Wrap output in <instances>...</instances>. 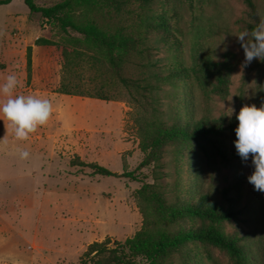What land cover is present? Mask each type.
<instances>
[{
  "label": "rangeland",
  "instance_id": "374dc122",
  "mask_svg": "<svg viewBox=\"0 0 264 264\" xmlns=\"http://www.w3.org/2000/svg\"><path fill=\"white\" fill-rule=\"evenodd\" d=\"M62 1L33 0L38 7ZM252 1L257 12L264 11V0ZM131 3L132 9L140 11L138 2ZM147 14L157 23L163 16L168 26V31L152 34L156 65L163 69L177 62L191 66L201 53L231 65L224 96H204L196 89L179 116L222 119L219 145L229 160L220 163L203 157L201 190L215 187V198L223 203V189L226 197H237L233 186L240 177L237 209L241 214L213 226L226 236L242 238L248 264H264V193L254 190L247 180L254 170L251 157L242 162L234 146L240 108L245 104L259 107L264 102V61L245 65L243 49L234 35L244 30L242 22L248 20L243 0H154ZM20 28L38 38L57 41L61 36L56 26L52 28L40 15L30 14L23 0H11L0 5V63L7 36L19 33ZM163 32L169 33L163 37ZM165 37L172 40L165 41ZM43 47L46 52L39 55V64L50 63L52 82H59L49 89L56 91L62 76L61 54L56 48ZM96 74L91 66H85L68 80H80L83 90L91 91ZM170 90L169 85H162V92ZM118 96L122 99L46 97L52 101L54 112L49 122L24 142L29 158L20 159L18 152L11 157L20 179L0 185V264H80L89 244L108 239L112 247L141 229L142 216L134 198L141 183L94 175L84 166L97 164L116 174L133 172L143 183L153 181L150 168H138L144 158L138 123L144 111L126 92ZM162 102L166 108V100ZM231 109L235 111L229 116ZM37 135L42 138L40 143L35 140ZM199 224L185 219L179 227ZM187 252L196 254L199 264H234L225 251L200 243L187 244L166 264H181ZM208 255L211 260L206 259Z\"/></svg>",
  "mask_w": 264,
  "mask_h": 264
},
{
  "label": "trees",
  "instance_id": "16d2710c",
  "mask_svg": "<svg viewBox=\"0 0 264 264\" xmlns=\"http://www.w3.org/2000/svg\"><path fill=\"white\" fill-rule=\"evenodd\" d=\"M10 1L0 0V5ZM23 1L30 14L40 15L49 26H56L61 35L57 41L43 36L35 40L36 46L56 48L61 54L62 76L55 92L111 101L122 99L118 93L126 92L144 111L138 121L144 158L138 168H150L151 183H143L133 172L116 174L97 164H84L94 175L141 183L134 198L142 227L131 238L112 247L108 239L89 244L80 264H166L189 243L220 249L234 264H248L242 238L226 236L213 226L241 214L237 209L240 177L233 186L237 197H226L223 189V203L215 198V187L201 190L203 157L220 163L229 160L219 145L222 119L179 116L196 89L204 96H224L231 65L227 61H213L208 53L196 56L191 66L177 62L163 69L156 65V48L150 44L152 34L168 26L163 16L157 23L147 14L154 0H135L140 11L131 8V0H63L51 7H38L33 0ZM243 3L248 16L242 22L244 30H251L258 22V12L252 0ZM168 33L163 32V37ZM85 66L97 73L91 91L83 90L80 80H68V76ZM30 67L28 48V77ZM163 84L171 90L162 92ZM162 99L167 102L166 108ZM230 130L233 133L232 127ZM185 219L200 224L181 229L179 223ZM206 259L211 260L209 255ZM181 264H199V260L196 254L187 252Z\"/></svg>",
  "mask_w": 264,
  "mask_h": 264
},
{
  "label": "clouds",
  "instance_id": "9594fccd",
  "mask_svg": "<svg viewBox=\"0 0 264 264\" xmlns=\"http://www.w3.org/2000/svg\"><path fill=\"white\" fill-rule=\"evenodd\" d=\"M257 15L258 22L251 30L234 34L243 49L245 65L253 60L264 61V11ZM0 79V121L4 122L6 133H11L17 141H27L32 133L49 122L54 112L53 103L43 96L17 94L20 80L15 73ZM234 111L231 109L229 116ZM236 120L234 146L237 155L242 162L251 157L254 170L247 180L254 190L264 193V102L259 107L243 105L236 114ZM18 154L22 160L30 155L27 150H19Z\"/></svg>",
  "mask_w": 264,
  "mask_h": 264
},
{
  "label": "crops",
  "instance_id": "0c3cea01",
  "mask_svg": "<svg viewBox=\"0 0 264 264\" xmlns=\"http://www.w3.org/2000/svg\"><path fill=\"white\" fill-rule=\"evenodd\" d=\"M7 37L8 39L4 42L6 46L1 55L0 78L9 73H15L20 80L17 94H35L43 97L65 96L49 89L50 85L56 88L59 80L52 82L49 62L39 64V62H42V58L39 60V55L46 52V47L35 45L34 42L38 38V35L34 36V34H29L20 28L19 33L13 32V35H8ZM28 48L31 51L29 77L27 70ZM0 82H2V79H0ZM2 138L3 140H0V185L20 179V176H16V163L14 160H11V157H15V153H19V150H24L25 148V141H17L11 133H6L4 122L0 121V139ZM29 139L32 138L29 137ZM41 139L40 135L35 136V140L39 141V143Z\"/></svg>",
  "mask_w": 264,
  "mask_h": 264
}]
</instances>
